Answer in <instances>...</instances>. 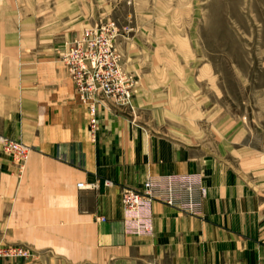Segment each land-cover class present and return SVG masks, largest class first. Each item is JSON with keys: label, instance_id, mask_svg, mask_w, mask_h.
<instances>
[{"label": "crops", "instance_id": "crops-1", "mask_svg": "<svg viewBox=\"0 0 264 264\" xmlns=\"http://www.w3.org/2000/svg\"><path fill=\"white\" fill-rule=\"evenodd\" d=\"M107 10L0 0V137L30 150L20 175L0 150V245L30 251L0 264H264V112L222 107L211 64L146 36L120 40L131 109L100 106L91 138L61 55ZM172 174L201 178V214L155 202L153 234H126L121 192Z\"/></svg>", "mask_w": 264, "mask_h": 264}, {"label": "rangeland", "instance_id": "rangeland-1", "mask_svg": "<svg viewBox=\"0 0 264 264\" xmlns=\"http://www.w3.org/2000/svg\"><path fill=\"white\" fill-rule=\"evenodd\" d=\"M105 3L108 9L105 19L95 24L109 21L116 24L118 52V42L134 36L143 39L146 36L153 48L158 44L173 51L184 48V62L196 67L212 65L217 102L222 107L238 113L264 112V0H105ZM120 65L123 70L122 59ZM75 94L88 113L87 104L76 90ZM103 105L117 110L131 109L104 100L97 110ZM12 159L20 172V163Z\"/></svg>", "mask_w": 264, "mask_h": 264}, {"label": "built area", "instance_id": "built-area-1", "mask_svg": "<svg viewBox=\"0 0 264 264\" xmlns=\"http://www.w3.org/2000/svg\"><path fill=\"white\" fill-rule=\"evenodd\" d=\"M119 36L114 22L98 23L78 34L61 55V62L81 100L87 104L89 132H96L97 106L109 100L119 107L131 106L135 82L120 65L116 48ZM0 150L20 163L22 172L30 150L21 142L0 137ZM94 185L78 184V189H91ZM207 195L197 175H162L148 177L142 191L121 192L122 224L126 234L139 237L153 234V204L159 202L189 216H199ZM105 222L103 217L97 218ZM29 250L20 246H0L1 258H27Z\"/></svg>", "mask_w": 264, "mask_h": 264}]
</instances>
